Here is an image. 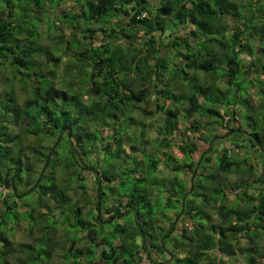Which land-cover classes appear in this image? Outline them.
Listing matches in <instances>:
<instances>
[{"label":"clouds","instance_id":"9594fccd","mask_svg":"<svg viewBox=\"0 0 264 264\" xmlns=\"http://www.w3.org/2000/svg\"><path fill=\"white\" fill-rule=\"evenodd\" d=\"M0 264H264V0H0Z\"/></svg>","mask_w":264,"mask_h":264}]
</instances>
